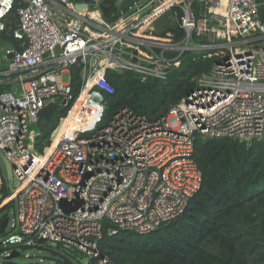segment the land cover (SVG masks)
I'll return each instance as SVG.
<instances>
[{"label":"built area","instance_id":"2783aa9c","mask_svg":"<svg viewBox=\"0 0 264 264\" xmlns=\"http://www.w3.org/2000/svg\"><path fill=\"white\" fill-rule=\"evenodd\" d=\"M50 1L0 0V32L18 3L12 35L22 45L4 49L0 59V83L19 78L14 90L0 91V150L12 173L0 208L16 201L14 221L8 227V219L0 234V259L22 246L47 244L76 248L85 262L97 256L104 219L114 226L111 233H148L185 210L202 180L193 157L195 133L247 144L264 136V19L258 0H134L106 21L101 0H94L103 25L80 13L61 24ZM167 10L183 36L169 42L142 36L152 32L142 28ZM210 48L224 58L167 114L151 119L122 107L103 121V96L95 86L107 69L162 80L184 52ZM77 63L84 83L74 97L61 73ZM86 89L96 108L93 125L63 133L40 153L35 138L42 108L57 102L68 107L67 117ZM4 178L0 165V198ZM77 199L80 206L66 212ZM97 264L113 263L101 258Z\"/></svg>","mask_w":264,"mask_h":264},{"label":"trees","instance_id":"16d2710c","mask_svg":"<svg viewBox=\"0 0 264 264\" xmlns=\"http://www.w3.org/2000/svg\"><path fill=\"white\" fill-rule=\"evenodd\" d=\"M113 2L101 0L99 7L102 9ZM258 2L264 19V0ZM193 4L195 7L196 3ZM17 6L15 3L4 17L5 28L0 32V40L11 43L16 50L22 48L20 40L12 35L18 19ZM183 33L180 27L174 26L163 33L141 35L169 42ZM224 56L212 48L186 51L162 80L142 79L130 71L107 69L101 84L95 86L103 96V121L122 107L151 119L164 116L195 87L196 78L210 71ZM81 68L80 63L69 68L74 97L79 95L84 83ZM14 86L1 82L0 91ZM67 110L68 107H57L51 119L39 118L35 147L40 153L47 150L58 134ZM74 121L72 118L70 125ZM193 144L201 186L181 214L148 233L123 229L111 233L114 226L104 219L102 236L97 240V256L85 262L84 253L81 251L83 255L77 256L80 250L76 248L47 244L38 247L53 255L54 264H97L101 258L113 264H264V136L247 144L229 137L209 138L195 133ZM2 191L0 203L9 194L5 178ZM11 206L14 207V201L0 208V223L6 218L5 210ZM0 264L19 263L14 258H3Z\"/></svg>","mask_w":264,"mask_h":264},{"label":"water","instance_id":"95a60500","mask_svg":"<svg viewBox=\"0 0 264 264\" xmlns=\"http://www.w3.org/2000/svg\"><path fill=\"white\" fill-rule=\"evenodd\" d=\"M93 1L94 0H73V2H75L74 8L77 11V13L87 15L89 10L92 7ZM118 1L120 3L117 6V11L118 12H124L127 10V8L131 5V3L134 0H118ZM98 11L100 13L103 12L101 8H99ZM213 17H214V15L212 16V18ZM111 20H112L111 18L108 19V21H111ZM174 23H175V20L173 18L172 11L167 10V11L161 13L157 18H155L149 24L145 25L142 28V32L152 31L155 34L163 33L165 31V28H168V27L171 28L174 25ZM13 54H14V52L11 51L10 54H8V57H12ZM57 67H58V65L49 67L48 69H45L38 74H34L31 76L24 77L22 80L25 81V80L33 79V78L37 77L39 74H41L47 70L56 69ZM3 82L15 84V83L19 82V78L9 79V80L3 81ZM57 107H58L57 102L47 103L42 108V110L40 111V117L45 119V120L51 119L52 111H53V109H55ZM0 160H1L3 167H4V170H5V177H6V180L8 182V185H9V187H11V181H12L11 163L6 159V157L4 156V154L1 150H0ZM99 170H101V169H99ZM80 204H81L80 200H78V199L73 200L72 205H70V207L66 208L65 210H66V212H70V211L78 208L80 206ZM61 205L66 207L67 202L64 200L61 201ZM14 208H16V201L15 200H14ZM7 221H8L7 217L1 221V223H0V234L4 233L5 227L7 225ZM40 241H43V239H41ZM17 256H18V251L16 249H14L5 258H15Z\"/></svg>","mask_w":264,"mask_h":264},{"label":"rangeland","instance_id":"374dc122","mask_svg":"<svg viewBox=\"0 0 264 264\" xmlns=\"http://www.w3.org/2000/svg\"><path fill=\"white\" fill-rule=\"evenodd\" d=\"M94 8L95 7L92 6L88 12V15H91L90 19L93 21L95 19L97 20L100 18L98 15L99 14L98 11ZM6 45H7V41L0 40V54L2 53L4 49L8 48V46ZM61 79L63 81H66L67 79H69L68 73L67 72L61 73ZM11 89L14 90V87H12ZM87 99L88 97L86 98V100ZM85 104H86L85 111L90 114L89 121L82 123L79 118L76 120L77 126H79V128L82 130L87 129L88 127L92 126L95 120V116H96V108L92 106L93 104L91 103V101L87 100ZM0 165L3 167L1 160H0ZM5 213H6V217L9 219L8 227H10L15 218V208L11 206L5 210ZM18 252H19V256L15 257L14 260L19 264H54L53 255L47 249L34 247V246H28L25 248H18ZM76 255L80 257L83 254L81 251H77Z\"/></svg>","mask_w":264,"mask_h":264},{"label":"crops","instance_id":"0c3cea01","mask_svg":"<svg viewBox=\"0 0 264 264\" xmlns=\"http://www.w3.org/2000/svg\"><path fill=\"white\" fill-rule=\"evenodd\" d=\"M113 4L112 5H107L106 7L102 8V11L100 15H102V18L106 21H108L109 18H112L115 14V12H117V6L119 5V1L117 0H113ZM51 4V10L53 12V16L55 17V19L60 22L61 24L67 19V17L72 16L74 13H77V11L74 8L75 2H70L69 4L63 5L61 3V1L59 0H51L50 1ZM113 16H110V15ZM97 21V22H96ZM93 22L98 23L99 25H103L104 23L101 21V19H95ZM91 29H95L94 27H90ZM8 48H12L13 45L9 42H7ZM2 54H0V59L2 60ZM68 76H69V71H67ZM70 79V76H69ZM67 79V80H69ZM80 119V118H79ZM77 125H73L72 129H77Z\"/></svg>","mask_w":264,"mask_h":264},{"label":"bare ground","instance_id":"6f19581e","mask_svg":"<svg viewBox=\"0 0 264 264\" xmlns=\"http://www.w3.org/2000/svg\"><path fill=\"white\" fill-rule=\"evenodd\" d=\"M99 78V76H95L93 78L90 79L89 83H88V87H90L92 85V83ZM88 96L87 93V89L83 92V94L81 95V97L78 99L76 105L74 106V108L71 110V112L69 113V115L67 117H65V121L62 125V127L60 128L58 134L56 135V137L54 138L53 141H56L63 133L66 134H73L75 131L79 130L80 128L77 127V129H72L73 125H77L76 120L78 118H80L82 123H85L86 121H89L90 119V114L88 112L85 111V103L87 102L86 98ZM74 116V118H73ZM72 118L75 120L74 123L72 125H70ZM81 131H84L82 129H80Z\"/></svg>","mask_w":264,"mask_h":264}]
</instances>
